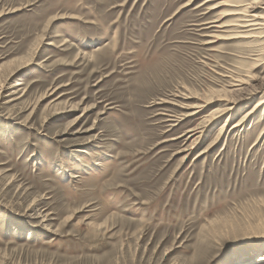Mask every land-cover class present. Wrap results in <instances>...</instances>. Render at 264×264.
Masks as SVG:
<instances>
[{
  "label": "rangeland",
  "instance_id": "1",
  "mask_svg": "<svg viewBox=\"0 0 264 264\" xmlns=\"http://www.w3.org/2000/svg\"><path fill=\"white\" fill-rule=\"evenodd\" d=\"M257 1L0 0V264L259 262Z\"/></svg>",
  "mask_w": 264,
  "mask_h": 264
},
{
  "label": "bare ground",
  "instance_id": "2",
  "mask_svg": "<svg viewBox=\"0 0 264 264\" xmlns=\"http://www.w3.org/2000/svg\"><path fill=\"white\" fill-rule=\"evenodd\" d=\"M208 2V1H207ZM257 4H259V3H261V4H264V0H258L257 2H256ZM255 8V7H254ZM254 10V9H253ZM250 14V13H249ZM264 16V15H263ZM263 19V18H262ZM247 20V19H246ZM237 26V25H236ZM246 26H248V25H246ZM264 28V27H263ZM57 35V34H56ZM259 36V35H258ZM238 85H240V84H238ZM264 85V84H263ZM261 102L262 101H259L257 104H256V106L254 107V109L255 108H257V107H259L260 105H261ZM191 107V106H190ZM198 107V106H197ZM194 108V107H193ZM200 108V107H199ZM190 109V108H189ZM202 109V108H201ZM253 109V110H254ZM252 110V111H253ZM252 111H250L249 113H251ZM255 111V110H254ZM194 113V112H193ZM168 115V114H167ZM194 115V114H193ZM213 115V114H212ZM210 116V115H209ZM208 119V118H207ZM213 119V118H212ZM210 120H211V118H210ZM166 121V120H165ZM207 121V120H206ZM240 124V123H239ZM238 124V125H239ZM235 126H237V125H235ZM199 132V131H198ZM197 133V132H196ZM195 135V134H194ZM189 151V150H188ZM257 264H264V256H260L259 257V262L257 263Z\"/></svg>",
  "mask_w": 264,
  "mask_h": 264
}]
</instances>
